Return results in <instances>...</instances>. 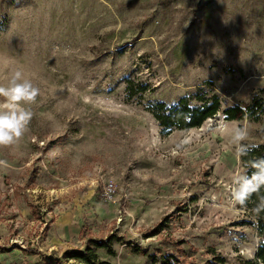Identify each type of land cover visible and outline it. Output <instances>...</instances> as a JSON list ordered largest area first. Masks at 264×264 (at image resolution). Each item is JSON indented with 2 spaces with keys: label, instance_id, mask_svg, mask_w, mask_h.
<instances>
[{
  "label": "rangeland",
  "instance_id": "1",
  "mask_svg": "<svg viewBox=\"0 0 264 264\" xmlns=\"http://www.w3.org/2000/svg\"><path fill=\"white\" fill-rule=\"evenodd\" d=\"M17 70L40 92L25 134L0 146V264H79L65 256L108 237L112 254L94 252L109 264L254 257L233 194L264 112L163 131L146 108L198 87L222 107L264 102V0H0V86Z\"/></svg>",
  "mask_w": 264,
  "mask_h": 264
},
{
  "label": "trees",
  "instance_id": "2",
  "mask_svg": "<svg viewBox=\"0 0 264 264\" xmlns=\"http://www.w3.org/2000/svg\"><path fill=\"white\" fill-rule=\"evenodd\" d=\"M145 90L146 88L142 87L139 92L144 93ZM222 106L217 93L205 92L202 87H198L193 93L180 97L175 104L157 101L155 104L147 106L146 109L163 131L198 128L207 119L218 113L222 114L227 121L243 118L255 121L264 112V102L259 99H254L245 108L237 105ZM238 157L246 177H250L253 172L258 170L253 166L254 163L264 159V145H245L239 150ZM261 166L264 167V165ZM261 198H264V187L253 193L245 203L248 215L253 219L248 223L256 226L257 234L261 239L254 257L252 259L239 258L234 263H228L225 258L214 256L207 264H264V211H260L259 214L255 212ZM112 240V237L99 242L90 240L83 251L76 250L65 257L79 264H109L99 261L94 249H104L107 254L111 255ZM172 259L176 261L174 258ZM161 264H169V259H165Z\"/></svg>",
  "mask_w": 264,
  "mask_h": 264
},
{
  "label": "clouds",
  "instance_id": "3",
  "mask_svg": "<svg viewBox=\"0 0 264 264\" xmlns=\"http://www.w3.org/2000/svg\"><path fill=\"white\" fill-rule=\"evenodd\" d=\"M10 61L5 59L3 64ZM22 72L15 71L9 81V86H0V146H12L25 134L32 120L33 113L27 110L24 105L34 103L40 90L34 87L30 80H22ZM244 136H238L243 139ZM264 159L254 163L258 170L250 177H246L234 192L233 198L236 204L245 205L253 193L264 187ZM264 211V198L257 205L255 212L259 214Z\"/></svg>",
  "mask_w": 264,
  "mask_h": 264
},
{
  "label": "crops",
  "instance_id": "4",
  "mask_svg": "<svg viewBox=\"0 0 264 264\" xmlns=\"http://www.w3.org/2000/svg\"><path fill=\"white\" fill-rule=\"evenodd\" d=\"M69 219V218H67ZM64 218V220H67ZM68 221V220H67ZM75 221L72 219L71 222H61L59 221V224H56L53 228V230L58 234V238H54L57 240L58 243H62V241H67L71 238L72 234L75 233L77 230H79V224L74 223ZM62 239V240H61Z\"/></svg>",
  "mask_w": 264,
  "mask_h": 264
},
{
  "label": "built area",
  "instance_id": "5",
  "mask_svg": "<svg viewBox=\"0 0 264 264\" xmlns=\"http://www.w3.org/2000/svg\"><path fill=\"white\" fill-rule=\"evenodd\" d=\"M115 197H116V187L115 184L112 182H107L101 193V198L103 202L106 203H114L115 202Z\"/></svg>",
  "mask_w": 264,
  "mask_h": 264
}]
</instances>
